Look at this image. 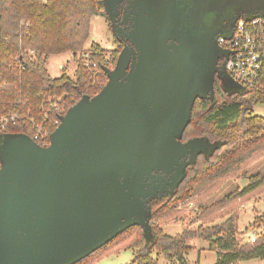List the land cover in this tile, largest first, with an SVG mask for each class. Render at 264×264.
<instances>
[{
	"label": "water",
	"instance_id": "1",
	"mask_svg": "<svg viewBox=\"0 0 264 264\" xmlns=\"http://www.w3.org/2000/svg\"><path fill=\"white\" fill-rule=\"evenodd\" d=\"M124 1L103 0L113 29ZM132 1L133 48L96 96L60 116L50 144L0 135V264H77L133 226L148 244L152 201L174 193L198 153L222 145L176 141L207 97L188 71L198 52L173 38L172 0Z\"/></svg>",
	"mask_w": 264,
	"mask_h": 264
},
{
	"label": "trees",
	"instance_id": "2",
	"mask_svg": "<svg viewBox=\"0 0 264 264\" xmlns=\"http://www.w3.org/2000/svg\"><path fill=\"white\" fill-rule=\"evenodd\" d=\"M96 15L108 18L103 0H0V118L17 116L5 130L0 129V135L23 134L33 140L35 125L39 124L49 142L60 116L83 96L92 98L102 90L108 79L106 70L115 65L118 52L110 55L114 57L112 61L107 50L92 42L90 60L98 63L96 70L85 67L80 57L90 37L91 19ZM260 50L264 53V40ZM65 53L76 59L74 79L65 73L52 77L48 72L49 57ZM257 104L264 105V63L254 87L240 94H224L216 102L195 100L185 138L206 137L222 145L211 156L200 157L188 167L171 196L154 203L152 240L148 244L140 226L120 235H130L126 247L135 251L137 264H158L154 253L164 255L169 264L177 260L188 264L187 254L196 249L197 239L217 251L215 264L264 260V235L254 243L244 244L237 235L239 216L234 208H227L238 197L260 192L264 185L261 174L249 176L242 190L210 205L204 201L217 185L237 176L245 177L246 165L264 155V116L253 112ZM195 196L194 209L182 212L180 202L190 197L194 200ZM225 215L229 217L224 222L213 226L197 224L202 218L213 222ZM256 220L264 224V212ZM174 221L181 223L182 231L171 236L165 225Z\"/></svg>",
	"mask_w": 264,
	"mask_h": 264
},
{
	"label": "rangeland",
	"instance_id": "3",
	"mask_svg": "<svg viewBox=\"0 0 264 264\" xmlns=\"http://www.w3.org/2000/svg\"><path fill=\"white\" fill-rule=\"evenodd\" d=\"M195 35L196 33L194 30H191L182 23L181 28H178L172 33L173 38L177 39L181 46H193L195 52L197 53L199 51V44H197V36ZM92 42H96L102 49L107 50L109 55H114L116 52L117 46L110 31L109 19L107 17L102 15L92 17L90 22V37L87 41L84 52L91 51ZM84 52L80 53L81 58ZM76 67V59L71 53L51 55L47 62V69L52 77H60L63 73H65L67 76L74 79ZM253 112L264 116V105H254ZM243 131V129L240 130L239 135H242ZM6 136L19 142L29 141V138L20 134H6ZM224 150L225 149L222 151ZM243 173L245 177L237 176L226 180L220 185H217V189L214 193L209 198L204 200L205 204L210 205L228 194L234 193L237 190H242L248 184L249 176L261 174L264 177V155L259 156L256 160L247 164ZM195 200H197V196H195L193 200L194 206ZM227 208H234L233 212H237L239 216L236 225L237 235L244 244L249 243L246 236L249 232H255L257 234V238L264 235V224L262 222H257L256 220L257 216L264 212V185L260 192L238 197L236 200L232 201ZM183 211L186 210H182V212ZM223 211L224 210H222V212ZM228 217L229 216L225 215L223 218L216 219L213 222H206L205 219L202 218V221H197V224L199 225L203 223L205 226H213L224 222ZM165 231L171 236L178 234L182 231V225L180 222H171L165 225ZM129 236L122 235L118 237L115 241L109 243L106 246V249L104 248L96 252L94 255L85 259L82 264H137L135 262V251L126 247L129 243ZM195 244L196 249L187 254L188 264H196L197 261L201 264H215L217 262L218 253L210 248L208 242L197 239L195 240ZM153 256L158 260V264H169L168 259L164 255L158 256L154 253ZM176 264H180V262L177 260ZM234 264H264V260L250 259L236 262Z\"/></svg>",
	"mask_w": 264,
	"mask_h": 264
},
{
	"label": "flooded vegetation",
	"instance_id": "4",
	"mask_svg": "<svg viewBox=\"0 0 264 264\" xmlns=\"http://www.w3.org/2000/svg\"><path fill=\"white\" fill-rule=\"evenodd\" d=\"M187 1L184 0V3L181 0H172V9L176 23L175 30L181 28L182 23L191 30H194L196 33L195 36H197V44H199L198 55L194 53L190 66H188V71L192 74L191 81L194 83L193 85L202 87L203 93L208 91L206 98L198 99L216 102L218 98L224 94L230 96L244 92V90L238 88L237 85L239 84L237 82L234 81L236 83L235 85L233 82L225 79L226 74L230 75L227 70V62L230 55H228L226 52L227 50L219 43V36L229 33L232 30L234 31L237 21L243 19L244 16L257 15L264 17V0ZM134 17L133 1L125 0L120 6L115 29L112 28L109 20L110 31L117 46L116 52H118V58L122 51L129 52L127 49L133 48L132 43L128 39V34L133 29ZM207 37L210 38L211 43L208 47L206 46ZM220 50L224 52V54H221ZM109 59L113 61V55H109ZM116 63L109 70H113ZM184 133L181 138L176 140L182 145L194 138H200L193 137L187 139ZM209 142L214 143L210 140ZM205 155L206 154L201 151L198 153L196 161ZM209 155H211V152L208 156ZM187 159L189 161L188 155ZM192 165L193 164H189L187 169ZM158 200L160 199L152 201V207Z\"/></svg>",
	"mask_w": 264,
	"mask_h": 264
},
{
	"label": "built area",
	"instance_id": "5",
	"mask_svg": "<svg viewBox=\"0 0 264 264\" xmlns=\"http://www.w3.org/2000/svg\"><path fill=\"white\" fill-rule=\"evenodd\" d=\"M262 37H264V17H257L250 21L239 19L230 38H219L222 47L231 52L227 62L228 72L232 79L245 89L255 86L263 67L264 53L260 50L262 40H264ZM90 57V52H84L82 54L83 64L85 67L96 70L98 63L90 60ZM16 118V115L1 117L0 129L5 130L7 124ZM57 123L59 125L60 120ZM35 129L33 140L39 142L42 147H47L50 144V136L48 142L47 135L39 124L35 125ZM194 207L192 197L179 204L181 210L194 209ZM246 236L249 243L257 240L255 232H249Z\"/></svg>",
	"mask_w": 264,
	"mask_h": 264
}]
</instances>
